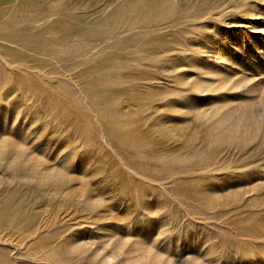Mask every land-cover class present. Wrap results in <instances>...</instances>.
<instances>
[{
	"label": "rangeland",
	"instance_id": "1",
	"mask_svg": "<svg viewBox=\"0 0 264 264\" xmlns=\"http://www.w3.org/2000/svg\"><path fill=\"white\" fill-rule=\"evenodd\" d=\"M0 264H264V0H0Z\"/></svg>",
	"mask_w": 264,
	"mask_h": 264
}]
</instances>
